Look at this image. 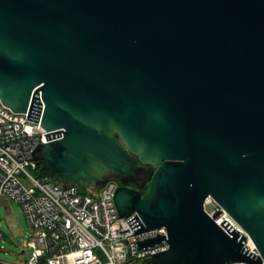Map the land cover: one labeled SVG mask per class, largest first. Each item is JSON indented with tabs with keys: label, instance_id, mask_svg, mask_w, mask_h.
Listing matches in <instances>:
<instances>
[{
	"label": "water",
	"instance_id": "1",
	"mask_svg": "<svg viewBox=\"0 0 264 264\" xmlns=\"http://www.w3.org/2000/svg\"><path fill=\"white\" fill-rule=\"evenodd\" d=\"M0 97L41 121L58 183L151 165L145 194L115 197L137 232L167 227L147 264H264V0H0Z\"/></svg>",
	"mask_w": 264,
	"mask_h": 264
},
{
	"label": "built area",
	"instance_id": "2",
	"mask_svg": "<svg viewBox=\"0 0 264 264\" xmlns=\"http://www.w3.org/2000/svg\"><path fill=\"white\" fill-rule=\"evenodd\" d=\"M47 140L40 120L13 110L0 97V200L6 196L20 203L28 220L31 233L25 239L28 253L23 264H132L168 249L167 240L139 246L158 235L168 237L167 227L137 232L144 221L137 212L120 214L115 200L119 183L114 177L97 187L38 177L36 151ZM205 209L220 225L227 222L247 235L246 246L259 253L248 232L213 196L206 198Z\"/></svg>",
	"mask_w": 264,
	"mask_h": 264
},
{
	"label": "rangeland",
	"instance_id": "3",
	"mask_svg": "<svg viewBox=\"0 0 264 264\" xmlns=\"http://www.w3.org/2000/svg\"><path fill=\"white\" fill-rule=\"evenodd\" d=\"M208 209L211 210L212 207L208 205ZM0 228L4 233L0 237V259L8 263L23 264L28 253L24 243L31 230L20 203L6 196L0 200Z\"/></svg>",
	"mask_w": 264,
	"mask_h": 264
},
{
	"label": "flooded vegetation",
	"instance_id": "4",
	"mask_svg": "<svg viewBox=\"0 0 264 264\" xmlns=\"http://www.w3.org/2000/svg\"><path fill=\"white\" fill-rule=\"evenodd\" d=\"M141 170L138 175L134 178L127 177L125 179L116 178L119 186H127L136 190H139L142 194H145L147 191L148 180L151 178V165L138 162Z\"/></svg>",
	"mask_w": 264,
	"mask_h": 264
},
{
	"label": "trees",
	"instance_id": "5",
	"mask_svg": "<svg viewBox=\"0 0 264 264\" xmlns=\"http://www.w3.org/2000/svg\"><path fill=\"white\" fill-rule=\"evenodd\" d=\"M35 174L38 176V177H44L46 176L42 171H41V165L38 167V169L35 170ZM52 181L56 182L54 178H51ZM148 259H140V260H137V261H134L132 264H147L148 262ZM0 264H4L2 263V261H0Z\"/></svg>",
	"mask_w": 264,
	"mask_h": 264
},
{
	"label": "crops",
	"instance_id": "6",
	"mask_svg": "<svg viewBox=\"0 0 264 264\" xmlns=\"http://www.w3.org/2000/svg\"><path fill=\"white\" fill-rule=\"evenodd\" d=\"M0 261H2V260L0 259ZM2 263H4V264H10V263H8V262H4V261H2Z\"/></svg>",
	"mask_w": 264,
	"mask_h": 264
},
{
	"label": "bare ground",
	"instance_id": "7",
	"mask_svg": "<svg viewBox=\"0 0 264 264\" xmlns=\"http://www.w3.org/2000/svg\"><path fill=\"white\" fill-rule=\"evenodd\" d=\"M251 243H253V241L251 240Z\"/></svg>",
	"mask_w": 264,
	"mask_h": 264
}]
</instances>
